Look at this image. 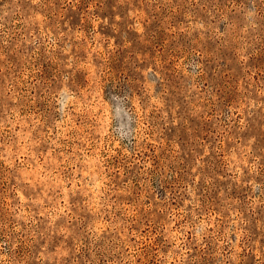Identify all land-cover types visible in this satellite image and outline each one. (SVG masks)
I'll return each mask as SVG.
<instances>
[{"label": "rangeland", "instance_id": "obj_1", "mask_svg": "<svg viewBox=\"0 0 264 264\" xmlns=\"http://www.w3.org/2000/svg\"><path fill=\"white\" fill-rule=\"evenodd\" d=\"M0 264H264V0H0Z\"/></svg>", "mask_w": 264, "mask_h": 264}]
</instances>
